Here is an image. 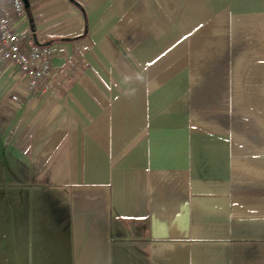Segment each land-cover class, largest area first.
Returning a JSON list of instances; mask_svg holds the SVG:
<instances>
[{"label": "crops", "instance_id": "crops-1", "mask_svg": "<svg viewBox=\"0 0 264 264\" xmlns=\"http://www.w3.org/2000/svg\"><path fill=\"white\" fill-rule=\"evenodd\" d=\"M8 16L53 49L33 93L0 62L13 264H264V0Z\"/></svg>", "mask_w": 264, "mask_h": 264}, {"label": "built area", "instance_id": "built-area-1", "mask_svg": "<svg viewBox=\"0 0 264 264\" xmlns=\"http://www.w3.org/2000/svg\"><path fill=\"white\" fill-rule=\"evenodd\" d=\"M24 14L23 0H0V62L7 61L24 76L25 89L33 93L44 87L51 75L53 49L37 43L32 37H22L12 19ZM17 100L16 95H11Z\"/></svg>", "mask_w": 264, "mask_h": 264}, {"label": "rangeland", "instance_id": "rangeland-1", "mask_svg": "<svg viewBox=\"0 0 264 264\" xmlns=\"http://www.w3.org/2000/svg\"><path fill=\"white\" fill-rule=\"evenodd\" d=\"M5 211L1 218L3 220V234L0 237V264H13V241H12V214L8 201L1 203Z\"/></svg>", "mask_w": 264, "mask_h": 264}, {"label": "water", "instance_id": "water-1", "mask_svg": "<svg viewBox=\"0 0 264 264\" xmlns=\"http://www.w3.org/2000/svg\"><path fill=\"white\" fill-rule=\"evenodd\" d=\"M24 2V6L26 7L27 6V0H23Z\"/></svg>", "mask_w": 264, "mask_h": 264}]
</instances>
